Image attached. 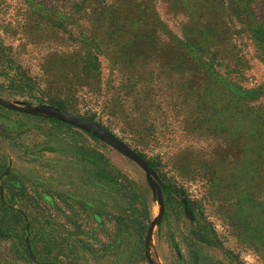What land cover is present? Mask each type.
I'll use <instances>...</instances> for the list:
<instances>
[{
    "label": "rangeland",
    "instance_id": "1",
    "mask_svg": "<svg viewBox=\"0 0 264 264\" xmlns=\"http://www.w3.org/2000/svg\"><path fill=\"white\" fill-rule=\"evenodd\" d=\"M0 98L92 115L218 242H197L162 193L160 212L142 169L104 142L0 106V185L23 215L0 209V264H33L26 245L72 264H264V0H0ZM91 149L135 195L92 180L78 155ZM127 201L150 217L144 255L114 220Z\"/></svg>",
    "mask_w": 264,
    "mask_h": 264
},
{
    "label": "trees",
    "instance_id": "2",
    "mask_svg": "<svg viewBox=\"0 0 264 264\" xmlns=\"http://www.w3.org/2000/svg\"><path fill=\"white\" fill-rule=\"evenodd\" d=\"M186 40H187L186 42L191 44V46L194 47V49L197 50V48H199V46H196L189 39H186ZM8 80L12 81L13 79L10 77L8 78ZM43 103L50 104V105H53L59 108L60 110L67 111L62 100H58V101L49 100L48 102H43ZM35 115L47 118L61 125L71 127V125L60 122L54 118H51V117H48L42 114H37V113H35ZM84 117L94 120L92 115L91 116L88 115ZM97 123L100 124L99 122ZM86 134L90 136V138L96 139V137L92 135L91 133L86 132ZM138 154L147 161V164L151 168L154 169L155 163L153 160H149L145 158L140 153ZM78 155L80 159H90V164L93 166L92 180L95 183H99V185H106L113 192L122 194L127 199L130 198V195L136 194L134 184L124 174H122L119 171V169L116 168L107 159V157H105L102 153L94 149H91L90 153H87L86 150H82L80 153H78ZM159 188H160L161 193L164 195V199L167 198L168 200H172L183 211L186 212L188 220L192 223V226L189 232L197 242L203 243L207 246H214L215 244H218V242L215 240L214 236L212 235L213 232L208 229V224L206 223L205 217L198 210L195 202L192 199L187 197L185 193L181 191V189H179L178 187H175L174 185H170L166 183L165 181H163V179H160ZM172 193H174L176 197H178V199H176V197H174ZM4 196L5 195H3V185L2 186L0 185V209H3L4 211H7V212H12V213L17 212L21 214L18 211V209H15L12 205L7 204ZM129 208H131V205L129 204V201H127V205L126 207H124V213L117 214L114 217V220H115V223H117L116 225L118 227L119 232H126L127 234L133 236L136 239L137 249L139 250L138 254L144 255L147 250L145 234L149 226L150 217L147 212V209L144 207L141 212H138V216L131 218V213L127 212ZM21 216L23 217L22 214ZM24 227L27 228L26 226ZM9 238L11 237H7V236L0 234V240H4V241L6 240L7 242H9ZM168 238H169L170 246L174 250L177 249V245H176L174 237L172 235H169ZM23 245H25V241H23ZM23 247H24L23 251H25L24 253H26L28 260L32 262L33 264H72L70 259L68 258L58 259L56 256L53 257L52 259L40 258L27 245ZM212 264H220V263L213 262Z\"/></svg>",
    "mask_w": 264,
    "mask_h": 264
},
{
    "label": "water",
    "instance_id": "3",
    "mask_svg": "<svg viewBox=\"0 0 264 264\" xmlns=\"http://www.w3.org/2000/svg\"><path fill=\"white\" fill-rule=\"evenodd\" d=\"M0 106L24 112L27 114H42L51 118H54L60 122L71 125L75 128L89 132L94 135L97 139L104 142L112 149L125 156L126 158L133 161L140 169H142L145 180L155 196L156 201L159 204L160 212H162V197L159 189V180L154 172V170L147 164V161L142 158L137 152L130 148L125 142L117 138L113 133L102 127L96 121L86 118L82 115L71 113L65 110H60L59 108L46 104L40 103L35 105H19L12 103L0 98ZM150 232V227L147 231V235Z\"/></svg>",
    "mask_w": 264,
    "mask_h": 264
}]
</instances>
